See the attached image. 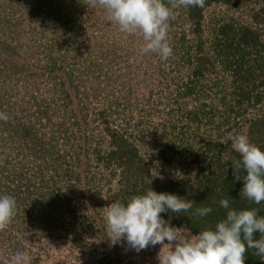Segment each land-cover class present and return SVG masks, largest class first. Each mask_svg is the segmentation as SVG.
<instances>
[{
	"label": "rangeland",
	"instance_id": "374dc122",
	"mask_svg": "<svg viewBox=\"0 0 264 264\" xmlns=\"http://www.w3.org/2000/svg\"><path fill=\"white\" fill-rule=\"evenodd\" d=\"M8 1L9 8L5 6ZM232 2V6L214 4L205 10L201 27L204 54L216 59V46L220 40L218 30L221 26L233 24L235 29L254 28L261 34L262 46L256 50L258 53L255 51L247 58L241 75L253 83L255 81L254 84L247 82L248 88L258 86L257 91L262 92L264 67L260 69V64H264V16L261 15H264V0ZM10 6L14 8L13 12ZM43 7L40 16L32 20L31 2L0 0V8L6 9L12 22L10 33L6 35L1 32L0 41H7V44L15 47L12 58L18 64L26 65L25 72L13 80L0 72V97L3 94L0 103L5 104L0 108L1 114L10 120L18 116L24 119L23 109L29 115L35 112L34 106L30 104L31 94L45 98L52 109V117L48 124L42 123L40 134L49 142L55 130L54 125L63 117L60 109L67 111L61 107L59 95L51 89L53 81L41 75L44 71L41 69L43 62L41 66L35 65L38 58L44 57L41 52L45 45H50L53 40L60 43L62 34H66L63 32L58 39L53 36L56 27L52 26L51 20L55 11H58L56 16H64L63 20L69 21L66 28L74 27L72 30L80 34L81 30L86 31L89 40L86 46L92 42V47L87 50L82 47L80 54H90L101 64L100 68L93 66L100 75L98 79L93 74L83 77L85 88L101 90L98 93L103 99L94 98L90 102V125L87 131L80 129L82 138L86 134L92 136L101 131L99 123L93 121V114L106 109L104 97L111 89V96L118 104L113 110V118L117 121L113 123L119 130L126 129L128 135H132V142L138 146L139 153L148 163L153 179L174 182L187 179L195 183L201 166H206L203 160L209 161L211 157V154L208 157L205 155L206 144L212 147L218 145L212 157L216 160L227 159L232 149H246L249 120L257 119L264 113V98L256 107L247 102L238 104L236 89L245 79L236 77V71H224L220 65L214 73L206 74L201 82L191 78L197 68L199 35L194 34L186 17H181V7L176 6L178 12L173 17L174 23L169 19L172 17L171 10H167L160 0H51L43 3ZM48 12L51 13L50 17ZM63 29L59 28V32ZM67 44L69 58L73 50L82 46L78 47L73 40ZM2 58L4 56L0 55V67L12 63L11 58ZM31 68H34L33 77L37 80L36 87L32 85L33 89ZM249 73L253 74L252 78ZM190 80L196 83L189 87ZM187 87L194 88L190 96L184 94ZM35 88L37 93H34ZM74 106H70L69 111ZM80 142L84 146V142ZM109 143L101 145L100 150L108 153ZM66 148V141H59L57 149L61 152ZM17 149V145L1 148L0 167L11 162L8 172L15 166L23 169V173L27 171V177L31 178V168L36 174L40 166L46 165H41L45 163L42 160L31 162V158L22 155L16 158ZM179 151H182V157L176 156ZM79 153L81 162L75 169L81 178L79 188L98 189L84 194V197L78 194L70 201L76 210L74 227L68 223L55 234L56 237L62 234L60 238L53 236L54 239L50 238V242L42 246L30 238L31 233L28 231V241L23 249L30 246L29 251L19 252L20 256H11L8 249L0 251V264H200V238L185 226H175L166 233L164 223L152 207H130L125 210L122 227L112 225L109 222L113 209L111 198L124 192L120 171L112 174L113 167H106L107 160L97 162L96 156H91L89 166L84 151ZM87 167L90 168V187L85 180L87 174L83 173ZM45 175L47 180L52 175L48 168ZM92 178H95L93 182ZM68 183V178L60 181L62 187ZM177 205L174 198L172 207ZM36 236L39 237L38 233ZM77 239L88 244L86 252L76 247L73 241ZM35 245L48 251L43 252Z\"/></svg>",
	"mask_w": 264,
	"mask_h": 264
},
{
	"label": "trees",
	"instance_id": "16d2710c",
	"mask_svg": "<svg viewBox=\"0 0 264 264\" xmlns=\"http://www.w3.org/2000/svg\"><path fill=\"white\" fill-rule=\"evenodd\" d=\"M48 1L51 0H27L31 2L32 20L40 16L44 8L43 3ZM160 1L167 10H171L172 17L169 18L171 23H174L173 17L178 12L176 6L181 7L180 10L183 11L181 17L185 16L193 27L194 34L199 35L197 68L195 67L191 78L201 82L206 74L214 73L218 65L222 66L224 71H232V73L236 71L234 74L236 77L245 79L236 89L237 97H239L238 104L247 102L248 105H253L252 107L260 105L264 98V90L258 92V86L248 88L246 83L254 84L255 81L253 83L252 80L243 78L241 75L247 58L262 46L260 33L251 27L235 29L233 24L221 26L218 30L220 40L216 46V59L213 60L212 57L204 54L201 27L205 10L214 4L232 6V0ZM9 3L10 1L5 5L7 8ZM5 8H0V35L1 32L7 35L12 28V22ZM13 10L14 8L11 7L10 11L13 12ZM58 13L55 11V16L51 20L52 26L56 27L53 36L58 39L63 32L66 34H62L63 39L60 43L53 40L50 45H45L41 52L44 54L43 61L38 58L39 64L37 62L35 64L38 67L43 62L41 69L44 71L41 75L53 81L51 89L59 95L61 107L67 110L60 109L63 117L54 125L55 130L51 139L47 142L40 134L42 123L48 124L52 117V109L45 98L31 94L30 104L34 106L35 112L29 115L23 109L24 119L18 116L10 120L5 114L0 113L2 143L0 150L2 147L7 148L8 145L11 147L17 145L16 158L22 155L31 158V162L42 160L45 163L41 165H48L47 168L52 173L47 180L45 175L47 168L44 165L39 167L36 174L31 168V178H29L27 171L23 173V169L15 166L8 172L11 162L0 167V251L8 249L11 256H20L19 252L24 250L23 245L28 241V231L31 233L30 238L37 245L42 246L48 244L50 238L57 235L59 230L65 228L68 223L74 227L76 210L72 208L70 201L78 194L84 197V194L98 189L81 190L79 188L81 178L77 176L75 169L81 162L79 152L82 150L87 164L91 156H96L97 162L107 160L106 167L114 168H111L112 174L115 175L120 171L124 192L115 194L111 198L113 209L109 222L112 225L121 228L125 210L130 207H152L164 223L166 233L175 226H185L200 238V264H264V113H261L262 115L257 119L249 120V142L244 151L232 149L227 159L216 160L212 157L218 145L212 147L206 144L205 155L208 157L211 154V157L209 161L203 160L206 166H201L195 183L187 179L176 182L153 179L150 176L148 163L139 153L138 146L132 142V135H128L126 129L119 130V127L113 123L117 121L113 118L115 117L113 110L118 107V104L111 96V89L104 97L107 101L106 109L103 108L102 111L93 114L95 116L93 121L99 123L101 131L92 136L86 134L83 138L82 134H79L81 128L85 131L90 125L88 124L92 114L90 102L94 98L95 100L103 99L98 93L101 90L85 88L83 77L93 74L98 79L100 75L93 66L100 68L101 64L90 54L87 56L85 52L80 54L82 47L86 50L92 47V42L88 47L86 46L89 41H87L86 31L81 30L80 34L79 31L72 30L74 27L66 28L69 21H64V16H56ZM47 15L50 17L51 13L48 12ZM254 19L258 23V20ZM59 28H64L61 33ZM71 40L78 47L82 46L80 49L73 50L69 58L70 50H68L67 42ZM15 50L11 44H7V41H0V55L4 56L2 60L11 58L10 61H12V63L8 62L9 65L1 66L0 72L10 76L12 80L24 73L26 67L25 64L20 65L15 58H12ZM190 62L191 60L188 61ZM260 65L262 69L264 64ZM33 69L31 68V89L36 87L37 83L33 77ZM250 76L252 78L253 74L249 73ZM78 81L79 84H77ZM196 81L190 80L189 87ZM260 85L262 86L263 82ZM189 87L184 90L186 96L194 92V88ZM35 90L36 88L34 93H37ZM1 96L0 101L3 94ZM73 104L75 108L69 111V107ZM3 106L5 104L0 103V108ZM95 138L97 139L92 145ZM59 141H66L65 151L60 152L57 149ZM80 141L84 142V146ZM108 141L110 148L107 153L100 148ZM21 147L22 150L19 151ZM171 149L174 150L175 147L172 146ZM186 151L187 149L184 152ZM176 153L178 157L183 156L182 151ZM1 154L2 152H0V159ZM213 164H215L214 167H212ZM83 173L87 174L85 180L90 187L88 180L90 168H84ZM65 178H68L70 183L62 187L60 181ZM94 180L95 178H92L91 182ZM174 198L178 204L176 207H172ZM37 233L39 237L36 236ZM61 236L62 234L55 237ZM73 242L81 251H87L88 244L84 240L77 239ZM29 248L30 246L24 251H29ZM42 250L48 251L45 248ZM39 257L38 255L37 258Z\"/></svg>",
	"mask_w": 264,
	"mask_h": 264
}]
</instances>
